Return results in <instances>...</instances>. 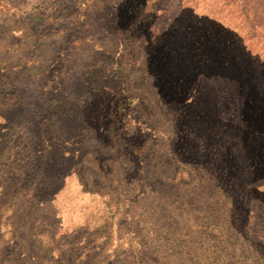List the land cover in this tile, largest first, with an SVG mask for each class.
I'll list each match as a JSON object with an SVG mask.
<instances>
[{"label":"rangeland","instance_id":"rangeland-1","mask_svg":"<svg viewBox=\"0 0 264 264\" xmlns=\"http://www.w3.org/2000/svg\"><path fill=\"white\" fill-rule=\"evenodd\" d=\"M0 264H264V0H0Z\"/></svg>","mask_w":264,"mask_h":264}]
</instances>
